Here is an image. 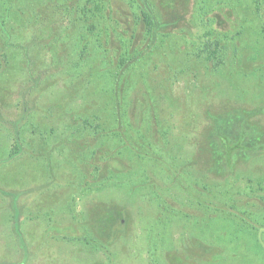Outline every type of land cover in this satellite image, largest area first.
I'll return each instance as SVG.
<instances>
[{"label":"trees","instance_id":"obj_1","mask_svg":"<svg viewBox=\"0 0 264 264\" xmlns=\"http://www.w3.org/2000/svg\"><path fill=\"white\" fill-rule=\"evenodd\" d=\"M17 26L27 28L29 44L44 49L59 40L75 51L66 61L63 53L62 59L61 53H50L45 67L33 71V54L8 48L23 47L10 42L7 30ZM0 28L6 31L0 72L12 68L23 74L15 114L0 106V120L12 128L7 149H0V164L16 161L24 150L41 174L35 176L23 163L28 173L23 185L1 183L3 195L18 200L50 187L48 157L77 145L72 166L79 189L72 207L84 198L89 247H100L93 244L95 230L111 227L114 217H126L131 195L151 205L153 223L141 229L150 248L158 239L163 242L177 222L192 239L197 235L201 251H210L202 233L219 237L213 227L226 228L229 220L259 233L249 236L255 245L258 236L263 247L264 0H0ZM110 46L115 57L102 54ZM91 47L101 50L97 65L88 61ZM96 72L106 77L99 94L91 84ZM183 73L194 80L199 74L214 79L198 98L191 93L190 102L180 103L177 125L162 122L161 108L173 98L172 86ZM205 91L217 96L210 101ZM246 92L256 93L261 105L248 113L246 97L252 95ZM190 103L199 105V118L187 108ZM28 127L33 137L22 140L21 131ZM119 190L125 196L117 201L112 193ZM17 207L9 215L14 221ZM0 264L13 263L3 255Z\"/></svg>","mask_w":264,"mask_h":264},{"label":"rangeland","instance_id":"obj_2","mask_svg":"<svg viewBox=\"0 0 264 264\" xmlns=\"http://www.w3.org/2000/svg\"><path fill=\"white\" fill-rule=\"evenodd\" d=\"M7 31L12 37L10 42L23 45V47L11 45L8 47L11 51L16 54H23V52L33 54L30 55L33 62L29 64L33 71H39L45 67L50 53L51 55L61 53L60 58L63 53V59L66 61L67 58L72 57V53L75 51L70 45L64 46V42L59 40L58 43L50 45L51 49L49 47L42 49L40 45L29 44V35L25 26H17ZM5 32L3 28H0V43L4 42ZM27 39L28 43H26ZM36 48H38L37 51ZM100 53V49L99 51L93 49L92 54L88 56L91 65H97ZM105 53L113 57L116 54L111 46L108 51L102 52L103 55ZM148 64L149 62L147 66ZM20 67L26 69L25 66ZM83 72L81 71L82 74H84ZM16 73H13L12 68L0 72V106L2 110L9 111V115H14L17 111L14 102L20 83L23 81L21 78L23 74ZM39 76L44 77L41 74ZM105 79V74L98 72L91 77V84L97 94H99L98 86L103 84H99V82H105ZM213 79L211 74H199V78L196 80L192 74H179V78H176L177 81L172 86L174 89L172 90L173 98L164 103L163 108L160 107L162 122H174L177 125V120H180L182 116L180 103L190 102L191 93L194 94L193 99L198 98L199 91L204 89V85L209 88ZM224 81L222 85L225 84ZM72 91L74 92V89ZM73 94L71 95L73 98L70 100L72 105L76 102ZM246 94L247 96L252 95L249 98L246 97L247 113L252 107L261 106L260 98L256 96V93L246 92ZM260 94L258 93V95ZM204 95L211 101V98L217 96V92L208 91L206 93L205 91ZM132 96L137 99L140 94L133 93ZM199 104L201 106L200 102ZM188 105L187 108L192 110V115L199 118L201 116L199 105L192 103ZM40 117L42 126H45L46 119L41 114ZM152 126H154L153 123ZM9 128L12 129L10 126ZM9 128L0 120V149L3 147L7 149L10 143ZM21 134L22 140L30 139L33 137L32 127L24 128ZM70 146H66L67 150L63 153L48 157L51 167L50 173L48 172L51 179L50 187L26 192L20 195L19 199L21 198V200H17L3 195L2 186H0V257L6 255L13 264H180V259L186 264H264V245L262 248L259 246L261 239L257 236L258 245H255L249 236L256 237V234L259 233L246 232V229L243 228L245 226H235L232 220L227 222L226 228L224 226L213 227L216 228L215 232L220 234L219 237L217 236L218 238L213 233L211 235L202 233L201 242L206 249H211L210 251H201L200 248H204L200 246V241H197V235L195 234V238L192 239L191 232H187L184 225L177 227V222L170 224L163 242L158 239L155 249L154 247L150 248L143 240L144 234L141 229L149 227L150 222L153 223V219L150 217L153 214L151 205L147 200H136V196L133 195L129 199L126 197L128 200L125 210L127 214L124 217L126 221L124 218L119 221L114 217L116 220L110 223L111 227L104 226L95 230L96 240L93 244L95 247H100H96L97 249L89 247L84 243V198L78 200L79 206L72 207V198L79 189L76 186L77 181H75L77 171L72 166V163L77 159L75 153H77L78 146L69 150ZM183 147L186 146L183 145ZM31 161L34 162L23 150L16 161L0 164V184L9 183L12 185L19 182L23 185L24 178L28 175L24 171L23 163L30 164ZM132 161L134 163L135 160ZM30 166L32 173L34 172L35 176L39 177L41 175L40 166L31 164ZM45 169V175L48 177L47 168ZM115 194L114 199L117 201H120L123 195L125 196L124 191L120 192V190L112 193L113 196ZM18 203L19 207L17 208L20 212L17 220L14 221L9 218V215L13 212L11 211L13 205ZM146 213L149 216H146ZM226 244L229 247L225 249ZM6 249L9 254L6 253ZM213 251H215V255ZM244 252H246V261ZM201 254L202 256H198Z\"/></svg>","mask_w":264,"mask_h":264}]
</instances>
